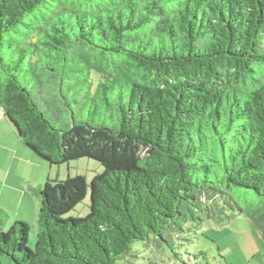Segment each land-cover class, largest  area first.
Masks as SVG:
<instances>
[{
  "label": "trees",
  "instance_id": "16d2710c",
  "mask_svg": "<svg viewBox=\"0 0 264 264\" xmlns=\"http://www.w3.org/2000/svg\"><path fill=\"white\" fill-rule=\"evenodd\" d=\"M86 103L108 123L56 126ZM0 107L48 164L103 168L84 217V177L30 186L33 249L0 211V264H211L226 212L264 241V0H0Z\"/></svg>",
  "mask_w": 264,
  "mask_h": 264
},
{
  "label": "rangeland",
  "instance_id": "374dc122",
  "mask_svg": "<svg viewBox=\"0 0 264 264\" xmlns=\"http://www.w3.org/2000/svg\"><path fill=\"white\" fill-rule=\"evenodd\" d=\"M31 81L28 87L31 86ZM73 98H70L71 101ZM65 111L57 112L59 121H55L56 126L60 127L63 124H71L74 118L77 121L92 120L98 124L108 123L110 118L102 115V110L92 111L88 108V103L82 105H71L70 108L63 107ZM3 118V117H2ZM5 120V121H4ZM6 122V128L13 130L10 123ZM23 145V143H22ZM28 153L25 157L27 163L25 170L26 179H32L38 186H42L46 181H60L63 182L67 177L82 176L85 179L87 189L86 196L83 202L77 206L74 212L70 213L74 217H84L88 214V207L90 205V183L95 175L102 173V166L96 161L89 159H79L70 162L69 165L52 166L47 162L37 157L25 145H23ZM29 173V174H28ZM32 187V186H31ZM29 188V186H28ZM27 196H35L31 190L27 191L25 202L29 207L23 210H12L5 208L0 211L3 212L7 219H5L4 229L7 230L14 222H24L29 227L27 246L30 249L34 248L35 235L37 232V215L40 201L37 198L38 206L34 210V206L28 201ZM40 207V206H39ZM33 213V216H31ZM229 218H224L223 223H219V219L204 223L201 229V236L197 241L199 248H203L210 256L211 264H264V241L257 229L253 226L251 220L241 214L233 215L229 212L225 213ZM218 255L222 259L218 258ZM159 262V261H158ZM170 264V263H169ZM171 264H179L172 259Z\"/></svg>",
  "mask_w": 264,
  "mask_h": 264
},
{
  "label": "crops",
  "instance_id": "0c3cea01",
  "mask_svg": "<svg viewBox=\"0 0 264 264\" xmlns=\"http://www.w3.org/2000/svg\"><path fill=\"white\" fill-rule=\"evenodd\" d=\"M2 120L3 118L0 119V208L24 211L26 207H29L25 202L27 191L29 192L30 186L36 187L38 185L34 180L26 179L25 170L28 169L26 168L28 166L25 157L28 153L14 129L6 128V122ZM27 198L35 210L38 206L37 198L35 196H27Z\"/></svg>",
  "mask_w": 264,
  "mask_h": 264
},
{
  "label": "built area",
  "instance_id": "2783aa9c",
  "mask_svg": "<svg viewBox=\"0 0 264 264\" xmlns=\"http://www.w3.org/2000/svg\"><path fill=\"white\" fill-rule=\"evenodd\" d=\"M0 119H2V114L0 115Z\"/></svg>",
  "mask_w": 264,
  "mask_h": 264
}]
</instances>
